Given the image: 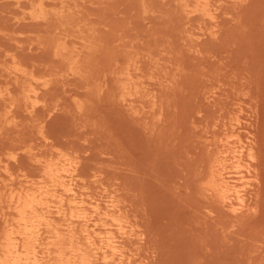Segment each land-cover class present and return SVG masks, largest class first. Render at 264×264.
Listing matches in <instances>:
<instances>
[{"label": "rangeland", "instance_id": "obj_1", "mask_svg": "<svg viewBox=\"0 0 264 264\" xmlns=\"http://www.w3.org/2000/svg\"><path fill=\"white\" fill-rule=\"evenodd\" d=\"M206 8L213 20L180 0H0V195L64 153L80 197L115 196L141 233L130 264H264V0ZM14 65L49 80L33 109ZM249 146L224 169L248 191L234 214L202 184L215 155Z\"/></svg>", "mask_w": 264, "mask_h": 264}, {"label": "bare ground", "instance_id": "obj_2", "mask_svg": "<svg viewBox=\"0 0 264 264\" xmlns=\"http://www.w3.org/2000/svg\"><path fill=\"white\" fill-rule=\"evenodd\" d=\"M180 4L189 13L202 12L214 19L207 11V0H180ZM65 50L62 43L54 47L56 55ZM66 60L70 70H74L76 60L72 57ZM13 71L27 80L19 100L33 109L40 101L37 86H46L49 80H40L19 65H14ZM123 78L128 80L126 76ZM15 103L16 99H12L10 105ZM244 154L252 161V146L233 155L229 164L224 156L215 155L202 184L208 196L234 214L249 209L248 191L239 190L236 180L224 169L239 167ZM36 162L38 172L27 178L31 180L0 195V264H110L113 258L118 261L116 264H130L131 258L124 249L142 236L128 223L120 201L115 196L105 202L80 197L72 184L79 168L75 158L56 152L49 158L39 156ZM247 178L253 185V174ZM117 232L121 236L118 241L112 236ZM100 259L103 263H99Z\"/></svg>", "mask_w": 264, "mask_h": 264}]
</instances>
